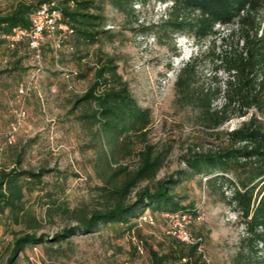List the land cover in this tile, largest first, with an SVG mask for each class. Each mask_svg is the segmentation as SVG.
<instances>
[{
	"label": "trees",
	"instance_id": "16d2710c",
	"mask_svg": "<svg viewBox=\"0 0 264 264\" xmlns=\"http://www.w3.org/2000/svg\"><path fill=\"white\" fill-rule=\"evenodd\" d=\"M46 1L49 0H11L8 6L0 8V43L7 47L3 35L14 27L28 28L30 14ZM150 1L168 5L159 22L140 26L144 33H185L193 42H200L212 38L217 25L234 26L231 34H238L242 42L241 50L224 57L228 73H236V81L229 80L227 104L212 110L213 99L220 93L219 87L205 89L200 86L193 94L191 86L198 63L195 56L184 63L176 77L178 97L199 106L203 116L211 117L215 128L230 119L227 109L236 99L239 116H246L253 105H264V80L257 84L254 75L257 68H264V35L259 19V12L264 10V0H56L62 20L68 23L70 31L63 38L59 50L55 51L50 39H45L40 49L46 47L53 54L57 53V60L72 59L78 71L67 72L70 77L91 75L89 86L75 97L72 109L82 106L76 119L90 129L97 126L95 135L99 137L100 150L94 160V168L100 178L96 185L99 203L90 209H70L61 204L47 203L46 215L62 212L75 222L64 225L51 236L38 232L40 220L35 208L27 203V195L42 190L43 179L52 169L45 166L23 168L21 153L17 152L12 166L0 167V222L18 227L12 231L8 255L0 264H16L27 246L44 242L61 244L75 235L92 233L106 224L114 226L119 236L127 231L136 233L137 250L145 251L148 258L143 264H207L197 245L186 244L167 232L168 221L162 215L173 211L199 213L196 205L191 202L184 204V198L175 192L183 178L195 175L203 176L213 187L222 188L226 184L234 187L228 201L245 223L246 233L233 263L264 264V121L251 113L238 126L223 131L220 144L208 150L189 149L182 156L185 168L157 178L166 155L145 140L150 123L149 110L142 108L131 93L127 80L118 71L117 57L104 53L99 46L104 40H112L116 36L107 25L106 3L120 12L134 14L136 2L145 5ZM214 43L210 47L213 54ZM94 45H97L96 58L90 64L86 59ZM22 48L31 50L27 38L8 49L17 56ZM192 95L195 97L191 98ZM106 135L110 141L120 138L121 144L141 142L135 167L112 160L105 143L101 142ZM100 163L109 171L100 170ZM230 175L238 187L228 178ZM140 183L144 184L132 195ZM146 213L152 222L142 219ZM142 222L157 226L160 238L149 241L138 227ZM189 228L204 241L191 225Z\"/></svg>",
	"mask_w": 264,
	"mask_h": 264
},
{
	"label": "rangeland",
	"instance_id": "374dc122",
	"mask_svg": "<svg viewBox=\"0 0 264 264\" xmlns=\"http://www.w3.org/2000/svg\"><path fill=\"white\" fill-rule=\"evenodd\" d=\"M10 2L0 0V8ZM165 10L164 3L150 1L139 5L136 2L134 14H128L106 3L107 25L116 36L99 45L104 53L117 57L118 71L127 80L131 93L142 108L149 110L145 140L166 155L157 178L185 168L182 156L189 149L208 150L220 144L222 132L238 126L251 113L264 121V105H253L246 116H239L236 99L227 109L230 119L215 128L211 117L203 116L199 106L178 97L176 77L184 63L195 56L198 63L191 86L193 94L200 86L219 87L212 110L227 104L229 80L236 81V73H228L224 57L241 50L242 42L238 34H231L234 26L217 25L215 35L200 42H193L185 33L141 31V25L159 22ZM259 19L264 35V10L259 12ZM213 41L214 54L210 50ZM96 48L94 45L89 50L90 57L86 60L90 64L95 61ZM57 57V53L46 47L41 48L39 57L24 48L16 56L0 43V70L3 71L0 74V167L12 166L15 154L20 152L23 168L52 169L43 179L42 190L27 195V203L35 208L40 220L38 232L48 236L75 221L62 212L46 215L47 203L70 209H90L99 203L96 185L100 178L94 168L100 150L99 137L95 135L97 126L90 129L76 119L82 106L72 109L75 97L89 86L91 75L66 77L67 72L78 71V66L68 57L63 60ZM254 75L258 84L264 80V68H257ZM29 82L30 90L20 92L21 86ZM120 140L110 141L106 135L101 142L114 162L135 167L141 142L121 144ZM99 165L100 170L109 171L107 166ZM226 186L213 187L203 176L195 175L183 178L175 188L184 198V204L191 202L198 209L197 215L191 214L189 225L203 236L208 264H234L233 258L244 236L243 221L233 214L235 210L228 201L230 195L226 190L231 184ZM138 227L149 241L160 238L157 226L142 222ZM17 228L0 222V262L8 255L12 231ZM136 236L131 231L119 236L114 226L101 225L92 233L75 235L61 244L44 242L27 246L16 264H143L147 262V254L138 252Z\"/></svg>",
	"mask_w": 264,
	"mask_h": 264
},
{
	"label": "built area",
	"instance_id": "2783aa9c",
	"mask_svg": "<svg viewBox=\"0 0 264 264\" xmlns=\"http://www.w3.org/2000/svg\"><path fill=\"white\" fill-rule=\"evenodd\" d=\"M167 6V3H164ZM30 26L28 28L14 27L9 33L3 35L6 39L7 47L13 48L16 43L24 38L28 39L29 48L34 52L36 57L40 55V46L45 39H50L55 51L61 47V42L70 31L68 23L62 20L61 12L57 6L56 0H49L43 2L37 9H35L29 16ZM69 77V74H65ZM30 82L21 86L20 92H27L30 90ZM231 180L234 179L229 176ZM235 182V181H234ZM238 187V184L235 182ZM227 188L226 185H224ZM234 187L231 185L226 191L231 196L233 194ZM235 216H239L238 212L233 213ZM168 221L167 232L189 245H197L198 251L202 254L203 258L208 264V258L204 251V241L200 236L195 235L189 228L191 221V214L184 211L165 212L162 214ZM145 221L152 222V218L149 213L142 216ZM243 233H246L245 223L242 225ZM264 253V252H262ZM264 255V254H263Z\"/></svg>",
	"mask_w": 264,
	"mask_h": 264
}]
</instances>
